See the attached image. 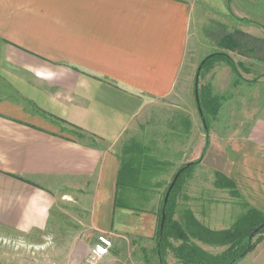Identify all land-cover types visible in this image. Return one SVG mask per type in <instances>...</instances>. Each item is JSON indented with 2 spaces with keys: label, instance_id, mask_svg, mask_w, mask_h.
<instances>
[{
  "label": "crops",
  "instance_id": "obj_1",
  "mask_svg": "<svg viewBox=\"0 0 264 264\" xmlns=\"http://www.w3.org/2000/svg\"><path fill=\"white\" fill-rule=\"evenodd\" d=\"M192 15L190 0H0V76L16 95L0 100V227L43 231L57 202L77 200L95 234L125 235L114 150L145 102L172 93ZM249 133L254 156L227 176L264 216V120ZM145 217L132 237L154 236L156 211ZM257 237L248 264H264Z\"/></svg>",
  "mask_w": 264,
  "mask_h": 264
},
{
  "label": "rangeland",
  "instance_id": "obj_2",
  "mask_svg": "<svg viewBox=\"0 0 264 264\" xmlns=\"http://www.w3.org/2000/svg\"><path fill=\"white\" fill-rule=\"evenodd\" d=\"M190 1L193 3L191 31L176 85L168 97L145 102L121 139L135 140L148 147L150 157L158 163L145 192L151 201L132 199L126 201L124 208L117 207L126 214L116 216L117 228L121 225V233L125 234L120 237L95 234L89 228L88 214L77 200L57 202L47 228L41 232L21 233L0 227V264H86L99 236L109 239L111 247L98 264H158L153 237H132L126 228L138 219L145 224V215L157 212L176 171L198 159L200 163L179 192L173 220L182 223L183 212L190 210L204 226L220 231L229 229L251 207L243 181H239L240 186L235 183L240 195L237 198L214 187V172L228 177L229 173L237 172L230 169L238 161H242L245 169L246 157L255 154L247 144L251 127L256 121L264 120V0H224L223 8ZM235 31L258 40L247 42L255 43V49L240 55L217 46L215 39L219 34ZM215 53L226 54L233 67L218 62L213 69L204 71L196 83L200 64ZM203 86H209L221 104L215 119L206 115L207 130L196 105V92ZM6 98L14 100L16 95L0 76V100ZM120 148L121 141L114 150L118 155ZM240 175L244 178L245 172L240 171ZM121 216H126L122 222ZM257 240L256 235L252 242ZM171 242L174 247L179 245ZM195 243L211 255L224 251ZM165 259L168 264H176L171 251ZM247 260L243 257L235 264H248Z\"/></svg>",
  "mask_w": 264,
  "mask_h": 264
},
{
  "label": "trees",
  "instance_id": "obj_3",
  "mask_svg": "<svg viewBox=\"0 0 264 264\" xmlns=\"http://www.w3.org/2000/svg\"><path fill=\"white\" fill-rule=\"evenodd\" d=\"M215 40L217 41V46L221 49L240 55L245 54V51L250 52L255 49L256 46L254 44L258 41L240 31L222 32ZM248 40L255 43L248 45ZM223 61L233 67L230 58L226 54L215 53L206 57L198 68L196 80L198 81L204 71L213 69L216 63ZM196 105L207 130L209 122L206 119V115H209L212 119L216 118L221 106L220 99L212 95L209 86H203L196 93ZM185 125H188V120H185ZM77 131L78 138H87L91 145H95L93 137H89L79 130ZM126 134L127 132H125L124 136ZM150 156L149 148L139 142L121 140L120 154H117L119 170L114 195V208H124L126 201L132 199L142 202L151 201V198L146 196L145 192L149 190L150 179L153 177V171L158 167V163ZM200 161L198 159L194 162L186 163L176 171L171 182L175 176H177L176 181L164 206L163 200L171 182L165 189L163 199L156 212L157 227L153 236L155 251L159 259L158 264H168L165 259L168 251L173 252L176 264H235L253 250L258 243H253L252 239L263 230L256 231L264 225V216L251 207L226 230L215 231L207 228L195 218L190 210L183 212L182 223L173 220L179 192L194 167ZM187 164L189 165L187 166ZM214 178V187L216 189L229 191L232 196L237 198L240 196L236 191L235 182L229 177L220 172H214ZM124 192L129 194L124 195ZM163 210L165 220L162 229H160ZM33 231L41 232L39 230ZM253 232L256 233L249 240V236ZM171 241L179 243V245L174 247ZM195 241L208 246L224 248V251L219 255H211L200 248Z\"/></svg>",
  "mask_w": 264,
  "mask_h": 264
},
{
  "label": "built area",
  "instance_id": "obj_4",
  "mask_svg": "<svg viewBox=\"0 0 264 264\" xmlns=\"http://www.w3.org/2000/svg\"><path fill=\"white\" fill-rule=\"evenodd\" d=\"M111 247V242L104 236L98 237V244L92 251V255L87 260L86 264H98L99 260L107 255Z\"/></svg>",
  "mask_w": 264,
  "mask_h": 264
},
{
  "label": "water",
  "instance_id": "obj_5",
  "mask_svg": "<svg viewBox=\"0 0 264 264\" xmlns=\"http://www.w3.org/2000/svg\"><path fill=\"white\" fill-rule=\"evenodd\" d=\"M196 83H197V80H196ZM195 89H196V88H195ZM196 93H197V92H196ZM188 165H189V164H187V166H188ZM187 166H185V167H187ZM176 178H177V176H175V178H174L173 181L171 182V184H170V186H169V188H168V190H167V192H166V194H165V197H164V200H163V205H164V206H165L166 203H167L169 193H170V191H171V189H172V187H173V185H174V183H175V181H176ZM164 220H165V214H164V210H163L162 213H161L160 229H162V227H163ZM260 229H264V225L261 226V227H259L256 231H258V230H260ZM255 233H256V232H253V233L249 236V240L252 239V237H253V235H254Z\"/></svg>",
  "mask_w": 264,
  "mask_h": 264
}]
</instances>
